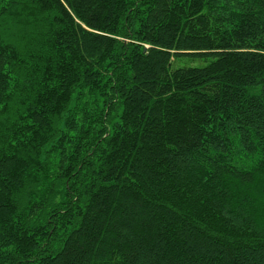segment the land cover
I'll return each mask as SVG.
<instances>
[{
    "label": "trees",
    "instance_id": "trees-1",
    "mask_svg": "<svg viewBox=\"0 0 264 264\" xmlns=\"http://www.w3.org/2000/svg\"><path fill=\"white\" fill-rule=\"evenodd\" d=\"M0 264H264V0H0Z\"/></svg>",
    "mask_w": 264,
    "mask_h": 264
},
{
    "label": "rangeland",
    "instance_id": "rangeland-1",
    "mask_svg": "<svg viewBox=\"0 0 264 264\" xmlns=\"http://www.w3.org/2000/svg\"><path fill=\"white\" fill-rule=\"evenodd\" d=\"M207 62L205 60H189V59H178L175 63L174 66H204Z\"/></svg>",
    "mask_w": 264,
    "mask_h": 264
}]
</instances>
